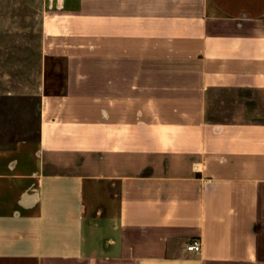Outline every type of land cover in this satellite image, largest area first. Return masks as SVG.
Returning <instances> with one entry per match:
<instances>
[{
	"label": "crops",
	"instance_id": "crops-1",
	"mask_svg": "<svg viewBox=\"0 0 264 264\" xmlns=\"http://www.w3.org/2000/svg\"><path fill=\"white\" fill-rule=\"evenodd\" d=\"M41 21L30 92L0 89L41 103L39 139L0 149V264H264V0H43Z\"/></svg>",
	"mask_w": 264,
	"mask_h": 264
},
{
	"label": "rangeland",
	"instance_id": "rangeland-1",
	"mask_svg": "<svg viewBox=\"0 0 264 264\" xmlns=\"http://www.w3.org/2000/svg\"><path fill=\"white\" fill-rule=\"evenodd\" d=\"M42 9L43 0H0V89L4 92L16 88L26 94L35 82L43 57ZM58 58H49V69L57 64L55 73L63 68L52 60ZM55 84L51 73L49 85ZM40 112V98L0 97V149L12 148L20 140H38Z\"/></svg>",
	"mask_w": 264,
	"mask_h": 264
},
{
	"label": "trees",
	"instance_id": "trees-1",
	"mask_svg": "<svg viewBox=\"0 0 264 264\" xmlns=\"http://www.w3.org/2000/svg\"><path fill=\"white\" fill-rule=\"evenodd\" d=\"M52 60H54V62H56V61H58V63L60 62L59 65L63 68L58 73H55L56 72L55 68L57 66L56 63H54L52 68H50V69L48 68L47 84H46L45 92L47 95L60 96V95H63L65 93V87H66V81H67V70H65L66 60L62 59V58L52 59ZM48 61H49V59H48ZM51 73H53V76H54L55 82H56L54 88L49 85Z\"/></svg>",
	"mask_w": 264,
	"mask_h": 264
},
{
	"label": "built area",
	"instance_id": "built-area-1",
	"mask_svg": "<svg viewBox=\"0 0 264 264\" xmlns=\"http://www.w3.org/2000/svg\"><path fill=\"white\" fill-rule=\"evenodd\" d=\"M188 250L199 254L202 251V243L200 241H194L188 245Z\"/></svg>",
	"mask_w": 264,
	"mask_h": 264
}]
</instances>
